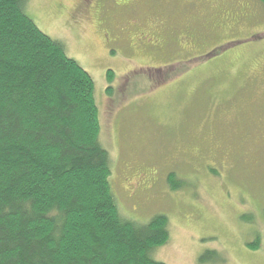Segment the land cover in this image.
Instances as JSON below:
<instances>
[{
	"label": "rangeland",
	"instance_id": "1",
	"mask_svg": "<svg viewBox=\"0 0 264 264\" xmlns=\"http://www.w3.org/2000/svg\"><path fill=\"white\" fill-rule=\"evenodd\" d=\"M211 1L244 15L215 24L225 14L214 16ZM20 7L94 81L120 216L137 224L167 217V241L150 257L264 264V4L137 0L133 13L113 0ZM154 24L158 47L146 45L157 41ZM184 33L192 36L178 46L173 39ZM170 172L181 187L168 186Z\"/></svg>",
	"mask_w": 264,
	"mask_h": 264
},
{
	"label": "trees",
	"instance_id": "2",
	"mask_svg": "<svg viewBox=\"0 0 264 264\" xmlns=\"http://www.w3.org/2000/svg\"><path fill=\"white\" fill-rule=\"evenodd\" d=\"M20 1L0 0V264H164L167 217L119 214L91 75Z\"/></svg>",
	"mask_w": 264,
	"mask_h": 264
},
{
	"label": "flooded vegetation",
	"instance_id": "3",
	"mask_svg": "<svg viewBox=\"0 0 264 264\" xmlns=\"http://www.w3.org/2000/svg\"><path fill=\"white\" fill-rule=\"evenodd\" d=\"M97 1H103V0H97ZM139 1V0H138ZM217 2H220V3H216L214 1H211L210 6H214V5H219V7L216 9V11L214 12V16L218 13L220 14L221 12H224L225 15L223 16H218V18L216 19L215 17H213V22L216 24V23H224V22H229V21H234V19H236L238 17V20L240 19V17H242L244 15V10L241 9V13L236 15L237 14V11L240 10L239 7H235V8H231L227 5V3H223L221 1H217ZM79 3V2H78ZM77 3V4H78ZM240 5L242 4V1H239ZM82 5H83V2H80L77 6L75 5L73 8H72V12L73 11H76L78 10V12L81 10L82 8ZM137 5V0H113V6L117 9V10H120L122 8H126V7H130V8H133L131 9V12L133 13L135 7ZM226 9L228 11V13L226 12ZM236 10V13H233V11ZM78 12L76 14H78ZM74 15L75 17L77 15ZM248 15H250V12L247 13ZM131 21L133 22V24L131 25V27H137L138 24L137 23H134L136 20L135 19H131ZM238 22V21H237ZM236 22V23H237ZM222 26V25H220ZM218 26V27H220ZM130 27V28H131ZM151 31H155V35H156V38H157V41H153V42H150L146 45L148 46H152V47H158L159 45L163 44L160 42L159 40V37L157 35V29H156V25H152L151 26ZM142 33V32H140ZM192 35H189L188 37L186 36V34H182V35H176L173 39V42L175 44H177L178 46H184L186 44V41L188 39L191 38Z\"/></svg>",
	"mask_w": 264,
	"mask_h": 264
}]
</instances>
